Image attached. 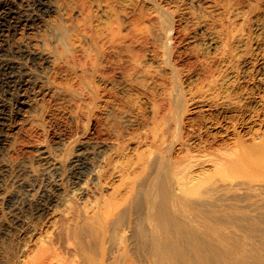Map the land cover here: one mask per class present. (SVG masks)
Here are the masks:
<instances>
[{"label":"bare ground","instance_id":"bare-ground-1","mask_svg":"<svg viewBox=\"0 0 264 264\" xmlns=\"http://www.w3.org/2000/svg\"><path fill=\"white\" fill-rule=\"evenodd\" d=\"M8 1L0 0V29L7 28L19 42L15 48L9 47L11 57H3L0 76L6 89L16 91L13 96H23L18 98L15 112L12 109L14 114L27 103L28 108H37L54 95H64L78 133L82 125H91L108 112L112 103L109 86L116 77L124 87L137 89L150 111L137 133H125L108 124L103 138L106 152L99 165L92 160L97 149L88 141L68 151L74 183L62 186V178L56 177L53 189L62 194L38 204L39 212H49L51 204L62 211L54 249L63 264H107L109 229L117 227L125 235L123 217L135 200L143 205L144 215L129 224L139 222L150 230L151 235L147 232L145 236L157 240L150 264H158L165 256L159 242L162 224H174L180 237L193 245L190 221L195 209L205 207L211 196L241 186L254 185V190L264 191V180H251L259 174L264 177V159L260 160L264 158V121L249 138L233 123V144L225 140L217 144L219 136L211 139L193 117L213 108L239 112L246 106L242 97L248 89L242 86L238 90L237 80L231 85L226 82L228 72L241 78L240 60H254V42L260 38L254 35L253 25L261 0ZM198 30L214 46V55L192 41ZM181 44H187L185 55L192 60L187 68H177L173 60ZM195 73L199 81L186 83L184 78ZM260 80L264 81V74ZM0 109V120H5L8 112L3 106ZM128 136L144 149L134 159L119 160ZM3 141L12 152L14 143ZM42 155L51 170L60 168V157L54 152L45 150ZM238 179L243 185H237ZM146 181L149 186L139 188ZM202 182L206 185L199 189L201 196L193 200L191 193ZM64 193L69 197L61 199L59 195ZM202 231L212 247L208 256L214 257L215 251L224 256L218 264H264V254H251V244L225 231L219 219H204ZM63 251L67 256H61ZM127 252L128 245L122 242L120 257ZM26 254L28 250L21 259ZM46 255L38 261L52 264ZM19 264H32V256ZM118 264L135 263L126 259Z\"/></svg>","mask_w":264,"mask_h":264},{"label":"rangeland","instance_id":"rangeland-1","mask_svg":"<svg viewBox=\"0 0 264 264\" xmlns=\"http://www.w3.org/2000/svg\"><path fill=\"white\" fill-rule=\"evenodd\" d=\"M16 1L9 0L8 2L14 4ZM260 3L261 10L254 18L253 25L254 35L260 38L259 41L254 42V60L250 58L240 60L238 63L241 66V78L238 79L234 73L228 72L229 79L226 82L227 85H231L237 80L236 84L239 89H236L240 90L242 86L248 89V94L242 97L246 106L239 112L221 107L222 109L213 108L201 115H193L204 129H207V135L211 139L216 134L219 136L217 144L223 143L224 140L233 144L236 136L235 131L230 128L233 123H238L240 134L249 138L252 132L262 127L261 121H264V102H262L264 101V81L260 80L264 74V62L261 61L264 52V0ZM194 6L197 7V5ZM196 32L198 37L192 41L200 43L208 55H214V46L202 39V33L199 30ZM176 41L180 42L181 38ZM18 42L19 40H16L7 28L0 29V45H3L0 46V64L4 58L11 57L8 54L10 48H15ZM186 48L187 44H181L179 52L173 57L177 68H187L191 65L192 60L185 55ZM4 49L7 52H3ZM256 61L259 62L254 65ZM115 79L116 81L109 86L112 92L109 98L112 103H110L108 112L93 124L82 125L80 131L75 133V118L71 114L70 103L64 95H54L37 108H28L29 103H27L28 105L20 108L17 115L18 112L14 114L15 106H17V100H20L18 98L23 96L21 93L15 96L16 91L12 90V93L8 88L7 90L0 76V107L3 106L5 113L8 112L5 120H0V126L6 125L0 128V264H19L20 260H26L29 256H32V264H41L38 259L44 254H47L46 258H50L52 264L64 263L54 249V240L62 222V211H58L59 208L51 204L52 209L49 212H39L38 204L48 203L50 199H55L58 194H62L61 191L55 192L53 189L56 177L62 178V186H71L74 183L73 170L69 168L72 156H68V151L71 148L75 151L79 148V142L88 141L92 147L97 149L92 155V160L95 165H99L106 152L103 138L107 134L108 124L122 129L125 133H137L141 131L144 117L150 115L147 101L138 90L124 87L118 82L117 77ZM184 80L190 84L197 83L199 74L195 73ZM31 96L30 93V98ZM140 106L147 109L142 111ZM258 114H260L259 118ZM129 137L126 149L120 155L119 160L134 159L137 153L144 149L136 140ZM4 139L14 143L12 152L5 146ZM73 139L78 140L71 144ZM45 150H50L60 157L61 165L58 170H51L49 164L42 160V152ZM228 150L229 148L224 149L225 152ZM261 156L254 155L258 159ZM254 179L258 183L262 182L264 177L260 174L252 176L253 183ZM242 181V179L236 180L237 185H243ZM149 184V181H146L140 185L137 183L135 186L147 188ZM205 185V182L196 185L197 190L191 193L193 200L201 196L199 189ZM233 191L211 196L205 207L195 209L190 221V226L194 230L193 245L180 237L174 224L172 226L168 223L162 224L159 228L161 235L159 242L165 249V256L158 264H218L219 260L224 259L223 254L220 255L217 251L214 257L208 256L212 247L202 231V221L209 218L219 219L225 231L232 232L241 240H247L251 244V246L248 245L250 251L254 250L250 252L251 254L256 252L264 254V191L254 190V185L250 188L241 186ZM59 197L66 199L69 196L64 193ZM143 215V205L139 200H135L127 208L123 217L125 218L123 227L125 235L117 227L109 229L106 236V249L108 247V250H105L107 264L122 263L126 259L134 261L135 264L151 263L157 240L145 236L147 232L151 235L150 230H144L139 222H134L132 226L129 224L130 221H135ZM126 228L129 230H125ZM122 242L127 243L128 252L120 257L119 245ZM27 250L28 254L21 259V254ZM61 256H67L65 251Z\"/></svg>","mask_w":264,"mask_h":264}]
</instances>
